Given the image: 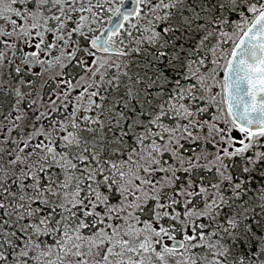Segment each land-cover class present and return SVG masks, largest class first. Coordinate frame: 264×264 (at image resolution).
I'll use <instances>...</instances> for the list:
<instances>
[{
    "label": "snow or ice",
    "instance_id": "6c2138e0",
    "mask_svg": "<svg viewBox=\"0 0 264 264\" xmlns=\"http://www.w3.org/2000/svg\"><path fill=\"white\" fill-rule=\"evenodd\" d=\"M0 264H264V0H0Z\"/></svg>",
    "mask_w": 264,
    "mask_h": 264
}]
</instances>
